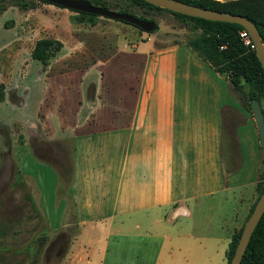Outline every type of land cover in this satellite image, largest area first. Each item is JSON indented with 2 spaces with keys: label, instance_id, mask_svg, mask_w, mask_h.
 <instances>
[{
  "label": "crops",
  "instance_id": "0c3cea01",
  "mask_svg": "<svg viewBox=\"0 0 264 264\" xmlns=\"http://www.w3.org/2000/svg\"><path fill=\"white\" fill-rule=\"evenodd\" d=\"M188 39L135 40L119 51L128 59L120 62L123 93L104 97L109 127L75 141L68 196L79 232L63 264H191L199 239H224L225 223L218 235L203 234L193 212L199 207L203 220L201 197L226 193L233 202L252 186L258 131L227 76ZM94 74L87 82L102 83ZM64 206L54 204L57 226Z\"/></svg>",
  "mask_w": 264,
  "mask_h": 264
},
{
  "label": "rangeland",
  "instance_id": "374dc122",
  "mask_svg": "<svg viewBox=\"0 0 264 264\" xmlns=\"http://www.w3.org/2000/svg\"><path fill=\"white\" fill-rule=\"evenodd\" d=\"M91 1L153 20L157 27L147 33L105 17H98L95 25L74 24L70 21L73 11L66 8L38 0H0V83L4 84V100L0 102V264L65 261L71 240L79 232L72 221L73 206L68 196L75 141L77 135L109 127L111 116L104 97L113 102L119 92L123 93L120 62L128 56L119 51H125V44L130 46L138 40L148 46L153 39L165 43L201 32L192 22L164 9L127 0ZM43 37L63 44L47 65L31 56L35 42ZM105 61L109 63L103 72ZM97 64L100 66L91 68ZM93 70L96 78L104 79L102 83L87 82V72ZM249 91L246 87L243 93L238 92L253 117ZM94 96V105H90ZM261 106L264 109V99ZM259 148L258 172L250 188L233 202L226 193L201 197L203 220L199 207H195L193 217L196 225L203 224L197 228L203 234L213 231L218 235L220 225H225L224 239H199L195 251L190 246L191 252L199 254L191 264H227L231 241L260 194L257 183L264 181V145L260 141ZM62 203L63 225L57 226L59 220L55 222L52 210L54 204L58 207ZM197 229L193 231L199 234Z\"/></svg>",
  "mask_w": 264,
  "mask_h": 264
},
{
  "label": "trees",
  "instance_id": "16d2710c",
  "mask_svg": "<svg viewBox=\"0 0 264 264\" xmlns=\"http://www.w3.org/2000/svg\"><path fill=\"white\" fill-rule=\"evenodd\" d=\"M38 1L48 3L45 0ZM87 1L93 5L102 6L109 9L105 5L95 3L91 0ZM127 1L139 6L153 8L155 10L163 9L150 4L145 0ZM179 1L216 11L230 12L232 14L243 15L247 17L257 26L261 36L262 44L264 46V0H228L224 2L217 0ZM167 11L182 21L192 22L195 28H199L201 30L199 35L189 38L187 40V44L204 61L209 63L215 71L227 76L229 82L235 90L243 93L244 89L248 87L250 89L248 92L250 107L251 102L254 99L257 100L261 106V101L264 99V71L256 55L255 49H251L248 45H245L240 38L239 32L244 28L238 23L213 21L172 12L170 10ZM118 12L128 13L125 10H120ZM137 17L146 19L141 16ZM97 20V15L88 12L73 11V14L70 15V21L74 24L95 25ZM62 46V42L58 39L43 37L35 42L31 56L33 59L39 61L43 65H47L50 57L60 51ZM3 100L4 84L0 83V102ZM262 111L264 113L263 108ZM262 162L264 164V157ZM263 189L264 181L257 183L258 192L261 193ZM254 204L251 206L246 220L252 212ZM242 227L240 228L239 233L231 241L230 250L227 257V264L230 263V260L233 256L236 244L242 231ZM241 264H264V214L250 238Z\"/></svg>",
  "mask_w": 264,
  "mask_h": 264
},
{
  "label": "water",
  "instance_id": "95a60500",
  "mask_svg": "<svg viewBox=\"0 0 264 264\" xmlns=\"http://www.w3.org/2000/svg\"><path fill=\"white\" fill-rule=\"evenodd\" d=\"M50 4L60 6L73 11L88 12L97 15L98 17H105L112 20L124 21L132 24L141 30L151 33L157 24L152 20L141 19L133 14L118 12L107 9L102 6L91 4L87 0H45ZM146 2L157 7L170 10L172 12L199 17L213 21H224L240 24L250 35L255 44L256 55L260 61L264 71V46L262 44L261 36L257 26L243 15L232 14L230 12L216 11L209 8L195 6L179 0H145ZM251 110L256 123L258 138L261 145H264V113L257 100H252ZM264 214V189L258 196L252 212L245 221L238 242L236 244L233 256L229 264H241L245 250L250 241V238Z\"/></svg>",
  "mask_w": 264,
  "mask_h": 264
},
{
  "label": "built area",
  "instance_id": "2783aa9c",
  "mask_svg": "<svg viewBox=\"0 0 264 264\" xmlns=\"http://www.w3.org/2000/svg\"><path fill=\"white\" fill-rule=\"evenodd\" d=\"M240 38L245 45H248L251 49H255V44L253 43L249 33L243 29L239 32Z\"/></svg>",
  "mask_w": 264,
  "mask_h": 264
}]
</instances>
